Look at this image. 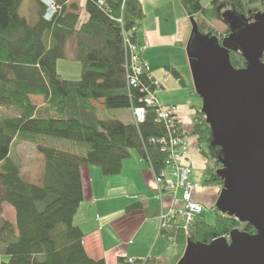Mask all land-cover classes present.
Listing matches in <instances>:
<instances>
[{
	"label": "trees",
	"instance_id": "trees-1",
	"mask_svg": "<svg viewBox=\"0 0 264 264\" xmlns=\"http://www.w3.org/2000/svg\"><path fill=\"white\" fill-rule=\"evenodd\" d=\"M52 1L55 10L45 19L48 8L42 0H33L29 18L20 9L24 0H0V107L13 110L10 115L0 113V214L4 203L15 212V224L0 219V264H106L88 255L83 231L73 220L84 199L81 166H99L103 176L115 175L134 150L158 171L168 156L158 142L166 128L143 100L148 89L156 91L155 80L149 78L148 69L138 76L137 86L128 79L125 40L137 42L144 14L138 0H85L87 19L80 23L79 7L73 1ZM178 1L198 23L199 34L189 38L188 53L205 42L204 35L214 33L209 21L220 20L225 30L219 43L227 49L230 64L236 68L246 64L237 44L226 37L245 24L242 16L264 20V11L253 13L251 8L260 0H227L230 9L223 13L217 11L221 0H208L207 6L202 0ZM67 46L80 63L78 79L57 71V60L66 57ZM171 74L184 83L175 68ZM31 95L41 97L42 105L33 104ZM138 106L145 110L139 123L105 115L108 109ZM193 119L190 134L196 136L207 161L202 182L221 185L215 171L220 149L210 145L211 130L203 112ZM178 126L183 130L180 122ZM48 139L70 144L61 148ZM22 142L33 145L43 157L39 183L21 175L20 158L12 150ZM139 205L126 207L132 211ZM215 214L213 223L197 219L187 235L168 229L162 235L174 234L175 243L183 245L187 240L208 242L241 224L226 214ZM243 225L242 230L254 231L251 224ZM124 258L118 257L116 263L124 264Z\"/></svg>",
	"mask_w": 264,
	"mask_h": 264
},
{
	"label": "water",
	"instance_id": "water-1",
	"mask_svg": "<svg viewBox=\"0 0 264 264\" xmlns=\"http://www.w3.org/2000/svg\"><path fill=\"white\" fill-rule=\"evenodd\" d=\"M242 17L245 24L226 38L237 44L243 67L230 64L214 34L204 35L205 42L187 55L210 145L220 149L215 171L222 184L215 210L251 224L254 231L233 227L229 238L187 240L176 264H264V20ZM189 20L190 37L199 34L198 23L192 16Z\"/></svg>",
	"mask_w": 264,
	"mask_h": 264
},
{
	"label": "crops",
	"instance_id": "crops-1",
	"mask_svg": "<svg viewBox=\"0 0 264 264\" xmlns=\"http://www.w3.org/2000/svg\"><path fill=\"white\" fill-rule=\"evenodd\" d=\"M71 1L79 7L80 23L85 21L87 19L84 8L85 0ZM138 1L142 5L144 17L139 21L137 42L145 43L147 46L141 52V57L147 62L150 76L157 82L155 93L157 94L159 88H162L159 93L160 98L158 99L157 95L156 98L163 104L173 107L181 128L189 134L192 130L193 117L201 109V98L195 93L193 86H187L185 77L178 66L171 60L167 61L164 56V54H167L164 51L166 52V48L169 47L177 49L176 51L180 50L179 52H182L185 47L187 50L188 44L185 40L188 35L187 24L184 22L183 16L177 15L174 18L176 25L173 24V28L169 29V35L166 38L162 34V22H166L167 19H165V13L161 10L167 7V11L179 13L176 11L177 2H174V0ZM145 2H149L147 8ZM171 68H175L180 72L184 83L171 74ZM34 97L39 96L31 95L33 104L42 105L41 97H39L40 102H34ZM97 106L101 107L100 105ZM0 109L4 108L0 107ZM128 111V118L125 120L120 118L124 122L131 120L130 108H128ZM121 115L124 117L125 113L122 112ZM130 154L132 155V153ZM130 157L123 160L120 173L107 177H103L101 174L102 181L97 185L94 184V177H92L96 173L94 168L90 165L81 166L80 175L82 177L84 199L79 204V210L73 220L83 231L84 249L89 256L102 259L106 264H116L118 257H131L136 260L135 263L141 262L143 261L141 258L144 256L145 261H152L155 264H167V262L176 264L185 249V244L183 245V243L177 241L176 243L171 242L159 233L158 200L154 190L153 174L148 164L140 158L138 153V159L133 160ZM198 163L194 164L197 165ZM194 164L192 163L193 166ZM200 164H203L202 161ZM110 176H114V178H109ZM139 186L147 188V192H141L139 189L134 191V188ZM116 197L128 199L129 202L113 203L111 199ZM104 198L107 199V203L101 205L100 202ZM132 203H140V207L128 211L126 206L132 205ZM5 211L10 213L11 219L8 220L15 224V212L6 203L1 205V216H5ZM106 234L109 236V241L105 238Z\"/></svg>",
	"mask_w": 264,
	"mask_h": 264
},
{
	"label": "rangeland",
	"instance_id": "rangeland-1",
	"mask_svg": "<svg viewBox=\"0 0 264 264\" xmlns=\"http://www.w3.org/2000/svg\"><path fill=\"white\" fill-rule=\"evenodd\" d=\"M204 5H208L209 1L208 0H202ZM174 2H177V8L176 11H178L179 13H173L167 11L168 8L164 7L162 8V12H164L165 14V19L166 22H162L163 26H162V34L165 35V37L167 38V36L169 35V29L173 28V24L174 23V18L178 15V16H183L184 17V22L187 24V36L185 37L186 43H188V40L190 38V32H191V28H192V24L190 23L189 20V15L187 12H185L184 7L182 6V4L178 1V0H174ZM149 3V2H148ZM147 2H145V6L146 8L148 7ZM251 8L254 9L253 13H261L262 11H264V0H260L254 4L251 5ZM21 12L28 16L31 17L33 14V0H24L23 4L20 7ZM230 9V3H228L227 0H221L217 11L219 13H223L227 10ZM248 17H254V15L248 16ZM181 18V17H180ZM198 18L201 20V22H203L202 17L198 16ZM165 19H163V21H165ZM176 25V24H175ZM214 33V35H216L219 38H221L224 33L225 30V25L223 24L222 21L220 20H211L209 21V24L207 25ZM221 39H219L220 41ZM185 45V44H184ZM167 51L164 53H167L166 55L164 54V56L166 57V60H171L173 61L176 66H178V69L180 70V72L182 73V75L185 77L186 80V84L188 87L193 86L192 84V76L190 73V69H189V57H188V53L186 50V47L183 49L182 52H179L180 50L176 51L177 49H173L171 47L166 48ZM66 57L65 58H61L59 60H57V70L60 71L61 75H63V77L68 78V79H78L80 76V63L74 59L73 57V52L72 49L70 50L69 47H66ZM163 52V51H162ZM162 91V88H159V90L157 91V94L155 93V95H157V98H160V92ZM195 96H197L195 94ZM34 102H40V98L39 97H34ZM1 111H3V114L6 115H10L13 110L12 109H0V113ZM124 112L125 116L123 117L121 115V113ZM128 109H123V108H117V109H108L105 113L106 116H112V117H119L122 119H126L128 118ZM130 114H131V120L133 121V111H131L130 109ZM177 114V113H176ZM178 119V118H177ZM184 140H186V144H187V151H188V159L190 161L191 167L193 168V170H191V174H190V179L192 182H198L200 184L199 188H196L194 193V199H198L200 202L205 204V209L200 213V217L202 220H204L206 223H213L215 216H216V210H215V200L217 199L218 196V191L221 187V185L216 184V185H211V184H203V180L205 179V175H204V171H202V168L205 167L206 164V160L205 158L202 156V154L200 153L199 150V145H198V140H196V136L193 134H187L185 133L184 136ZM48 142L52 145H56L59 147H65V144H70L68 141H62V140H58V139H48ZM67 142V143H65ZM65 143V144H64ZM68 149H71V147L69 146ZM81 152H84V148L81 149ZM12 153L15 154L18 158H20L21 161V175L23 178L31 181V182H36L39 183L41 181V176L43 173V157H41V155L37 152L36 148L27 143L24 142L22 145H17L14 146V149L12 150ZM130 153H132L131 155V159L135 160L138 159L137 158V153H135L133 150L130 151ZM127 160V159H126ZM202 161V165L199 163H201ZM199 162V163H198ZM192 163H198L197 165L194 164V166L192 165ZM90 165L92 168H94V170L96 171V173H94V184L97 185L99 182H101V171H100V167L99 166H95V165H91V164H87V166ZM166 172L169 171V168L165 169ZM126 174V173H125ZM103 177H107V176H103ZM109 178H114V176H110ZM106 178V179H109ZM103 182H105L103 180ZM137 189H139L141 192H147V188L145 187H136L134 188V191H136ZM155 190V188H154ZM156 195V193H155ZM106 198V197H105ZM100 202L101 205L106 204V200ZM111 201L113 203L116 202H129L128 199H124L121 197H116V198H112ZM98 204V205H100ZM4 217L1 216L0 214V219H11L10 213L5 211L4 213ZM9 221V220H8ZM243 223L241 222L240 225L236 226L238 229H242L243 227ZM111 237V236H110ZM105 238L107 241L109 236L106 234ZM112 240V237H111ZM145 256L142 257L141 259L143 261L141 262H136L135 264H155L152 261H145L144 260ZM156 264H166V263H156ZM167 264H170L167 262ZM172 264V263H171Z\"/></svg>",
	"mask_w": 264,
	"mask_h": 264
},
{
	"label": "built area",
	"instance_id": "built-area-1",
	"mask_svg": "<svg viewBox=\"0 0 264 264\" xmlns=\"http://www.w3.org/2000/svg\"><path fill=\"white\" fill-rule=\"evenodd\" d=\"M47 6L44 15L45 19H49L55 7L52 0H42ZM125 47L128 50V65L130 73L128 74L129 83L133 86L138 84V76L147 69V62L141 57V52L146 49L145 43H133L125 40ZM150 78V75H149ZM157 85V82H154ZM144 102L149 107L156 110L155 120L162 123L167 131L165 136H161L160 142L168 156L165 159V166L158 171H154L153 184L156 197L158 200V227L159 233L162 234L165 229L173 230V233L180 231L187 235L192 224L199 218L200 213L205 209V204L198 199H194V191L200 186L198 182H192L190 174L192 167L188 161V151L185 133L179 129V119L174 112L173 107L163 104L156 98L155 91L148 89L147 94L143 97ZM133 111L135 123L142 122L145 117V110L142 106L131 108ZM169 168L166 172L165 169ZM174 234L165 236L171 242H175ZM229 238V234H224ZM136 260L131 257L124 258V264H134ZM116 264H120L119 262Z\"/></svg>",
	"mask_w": 264,
	"mask_h": 264
},
{
	"label": "flooded vegetation",
	"instance_id": "flooded-vegetation-1",
	"mask_svg": "<svg viewBox=\"0 0 264 264\" xmlns=\"http://www.w3.org/2000/svg\"><path fill=\"white\" fill-rule=\"evenodd\" d=\"M251 19H252V17H251ZM219 39H221V38H219Z\"/></svg>",
	"mask_w": 264,
	"mask_h": 264
}]
</instances>
